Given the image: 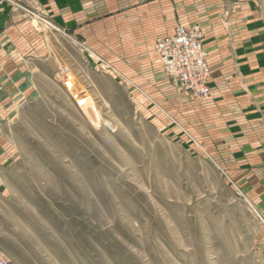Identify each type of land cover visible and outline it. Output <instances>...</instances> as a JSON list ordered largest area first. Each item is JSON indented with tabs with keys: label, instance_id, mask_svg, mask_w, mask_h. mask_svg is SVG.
Segmentation results:
<instances>
[{
	"label": "rangeland",
	"instance_id": "rangeland-1",
	"mask_svg": "<svg viewBox=\"0 0 264 264\" xmlns=\"http://www.w3.org/2000/svg\"><path fill=\"white\" fill-rule=\"evenodd\" d=\"M59 8L0 0L2 30L15 27L0 62L33 79L0 112L9 264H264V165L234 152L228 122L193 123L170 87L133 88L58 24Z\"/></svg>",
	"mask_w": 264,
	"mask_h": 264
},
{
	"label": "crops",
	"instance_id": "crops-1",
	"mask_svg": "<svg viewBox=\"0 0 264 264\" xmlns=\"http://www.w3.org/2000/svg\"><path fill=\"white\" fill-rule=\"evenodd\" d=\"M58 2L59 9H63L59 10L58 24L83 45L84 50L90 48L98 51L99 56L106 57V62L115 69L120 64L122 69L118 71L139 91L146 90L157 97L163 86L170 87L172 101L177 106L185 107L186 117L191 118L193 123L206 120L210 123L228 122L225 130L228 139L233 140L234 152L240 156L249 155L248 160L257 163L252 170L262 168L264 0ZM9 18L11 21V13ZM180 26H198L202 31V43L211 70V94L208 100H193L189 95L180 93L177 86L173 88L172 79L163 70L155 52L156 41L174 34ZM14 28L10 25L2 30L0 25L1 51L6 43L3 39ZM102 42L107 51H114L111 53L113 61H109V52L102 54L97 50ZM28 57L20 67L24 63L29 67L32 60H28ZM8 70L10 64L0 62V112L7 113L10 110L6 105L15 97V89L31 88L33 80L27 71L19 75L17 70L16 73H9L12 77L7 78ZM243 160H247L246 156Z\"/></svg>",
	"mask_w": 264,
	"mask_h": 264
},
{
	"label": "built area",
	"instance_id": "built-area-1",
	"mask_svg": "<svg viewBox=\"0 0 264 264\" xmlns=\"http://www.w3.org/2000/svg\"><path fill=\"white\" fill-rule=\"evenodd\" d=\"M202 38L203 34L198 26L191 28L180 26L174 34L159 38L155 43V52L166 74L195 99H207L211 94L209 86L211 70ZM69 73L68 68H63L59 78L70 93L79 96L84 90L73 82ZM0 264H9L2 250Z\"/></svg>",
	"mask_w": 264,
	"mask_h": 264
}]
</instances>
